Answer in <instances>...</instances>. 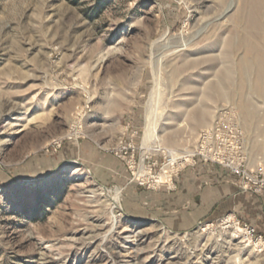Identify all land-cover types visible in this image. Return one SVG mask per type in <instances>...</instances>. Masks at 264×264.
I'll list each match as a JSON object with an SVG mask.
<instances>
[{
  "label": "rangeland",
  "instance_id": "1",
  "mask_svg": "<svg viewBox=\"0 0 264 264\" xmlns=\"http://www.w3.org/2000/svg\"><path fill=\"white\" fill-rule=\"evenodd\" d=\"M254 21L264 0H0V264H264L233 212L175 230L142 213L133 180L208 128L264 173Z\"/></svg>",
  "mask_w": 264,
  "mask_h": 264
},
{
  "label": "crops",
  "instance_id": "2",
  "mask_svg": "<svg viewBox=\"0 0 264 264\" xmlns=\"http://www.w3.org/2000/svg\"><path fill=\"white\" fill-rule=\"evenodd\" d=\"M235 179L227 169L198 160L180 171L172 189L142 187V213L160 216L167 226L181 231L233 212L264 237V195L239 191Z\"/></svg>",
  "mask_w": 264,
  "mask_h": 264
},
{
  "label": "built area",
  "instance_id": "3",
  "mask_svg": "<svg viewBox=\"0 0 264 264\" xmlns=\"http://www.w3.org/2000/svg\"><path fill=\"white\" fill-rule=\"evenodd\" d=\"M211 132V128L200 131L195 151L186 156L187 158L189 157L191 162L186 160V158L175 161L169 158L165 163H162L158 172L153 171V168L158 167L156 161L150 162L149 165L142 163V173L134 174L133 180L142 184L147 189H160L162 187L172 189L175 187L174 180L179 176L180 171L187 165L195 164L200 160L204 163H213L227 169L235 176V185L239 191L250 192L256 195L264 194V173L245 166L240 159V152L232 155L225 153L221 148L207 144L206 141ZM240 135L241 133L237 131L235 135L236 143L239 142ZM181 164L183 165L179 167ZM228 218L249 240H252L255 244H259L260 248L264 249V237L257 233L252 225L242 222L237 218L234 219L235 216H228Z\"/></svg>",
  "mask_w": 264,
  "mask_h": 264
},
{
  "label": "bare ground",
  "instance_id": "4",
  "mask_svg": "<svg viewBox=\"0 0 264 264\" xmlns=\"http://www.w3.org/2000/svg\"><path fill=\"white\" fill-rule=\"evenodd\" d=\"M257 29L264 31V24L262 22L257 23V21L256 22L254 21L253 23H251L250 27L246 29L251 35L250 36L251 40H252V37L254 36V34L252 35V33L256 32ZM253 47H254V45H253ZM251 64H252V60L250 59L249 56L246 57L242 63L243 66H250ZM216 86H218L220 88V83L218 82L216 84ZM151 110L152 109L150 107L149 114L147 117V125H146V129L144 132V138H143V142H142V149L143 150H150L151 149L150 142H151L152 137L155 135L154 123L151 120V114H152ZM158 148H155V150H158ZM186 160H189V158H186ZM100 191L102 194H104L107 197V201H108V204L110 205L111 210H113L115 207L119 206L121 189H119V188L110 189V188L101 186ZM247 239L249 240V238H247Z\"/></svg>",
  "mask_w": 264,
  "mask_h": 264
}]
</instances>
